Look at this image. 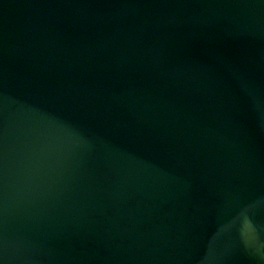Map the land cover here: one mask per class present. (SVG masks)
I'll return each mask as SVG.
<instances>
[{
  "label": "water",
  "instance_id": "obj_1",
  "mask_svg": "<svg viewBox=\"0 0 264 264\" xmlns=\"http://www.w3.org/2000/svg\"><path fill=\"white\" fill-rule=\"evenodd\" d=\"M0 264H264V0H0Z\"/></svg>",
  "mask_w": 264,
  "mask_h": 264
}]
</instances>
